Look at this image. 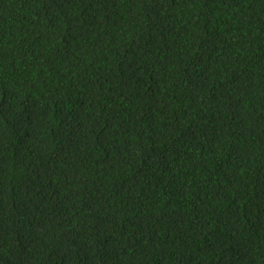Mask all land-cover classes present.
<instances>
[{
  "label": "trees",
  "instance_id": "16d2710c",
  "mask_svg": "<svg viewBox=\"0 0 264 264\" xmlns=\"http://www.w3.org/2000/svg\"><path fill=\"white\" fill-rule=\"evenodd\" d=\"M0 264H264V0H0Z\"/></svg>",
  "mask_w": 264,
  "mask_h": 264
}]
</instances>
